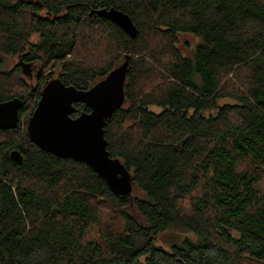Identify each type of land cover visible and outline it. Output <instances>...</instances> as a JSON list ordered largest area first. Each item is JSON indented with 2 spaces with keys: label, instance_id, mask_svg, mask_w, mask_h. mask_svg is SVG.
<instances>
[{
  "label": "trees",
  "instance_id": "trees-1",
  "mask_svg": "<svg viewBox=\"0 0 264 264\" xmlns=\"http://www.w3.org/2000/svg\"><path fill=\"white\" fill-rule=\"evenodd\" d=\"M110 8L134 36L99 13ZM179 34L199 39L191 56ZM3 56L38 65L35 86ZM127 58L103 133L131 178L115 195L26 125L55 72L87 91ZM14 98L18 127L0 129V264H264V0H0V102ZM171 228L195 240L156 246Z\"/></svg>",
  "mask_w": 264,
  "mask_h": 264
},
{
  "label": "water",
  "instance_id": "water-1",
  "mask_svg": "<svg viewBox=\"0 0 264 264\" xmlns=\"http://www.w3.org/2000/svg\"><path fill=\"white\" fill-rule=\"evenodd\" d=\"M99 13L116 24L128 36H134L135 27L123 12L110 8ZM129 58L113 69L89 90H77L64 85L58 78L49 80L43 87L37 106L29 118L26 131L30 141L40 150L59 159L84 163L105 181L115 195L131 192V178L122 163L111 158L106 150L104 126L106 120L118 110L124 99V83ZM18 66L23 76H31L32 66L20 58ZM40 71L36 74L38 79ZM81 103L89 110L71 118L73 104ZM23 102L17 98L0 102V129H16L19 110ZM11 159L20 164L21 155L10 153Z\"/></svg>",
  "mask_w": 264,
  "mask_h": 264
},
{
  "label": "rangeland",
  "instance_id": "rangeland-1",
  "mask_svg": "<svg viewBox=\"0 0 264 264\" xmlns=\"http://www.w3.org/2000/svg\"><path fill=\"white\" fill-rule=\"evenodd\" d=\"M32 42H36L37 39L35 37L32 38ZM199 44V39L190 35V34H179L178 35V45L177 48L181 52L183 56H191L196 45ZM20 56H3L1 59L3 61L1 68L5 70H11L12 68L16 67L18 65V62L20 60ZM32 78H29L28 76H23L25 82L30 86L34 87L36 83L35 76L39 71L38 65L34 64L32 67ZM58 75V72H55L53 79H56ZM224 103L228 101L222 100ZM153 111H158L157 108L153 107L151 108ZM184 239H189L191 241L195 240V237L192 233L177 229V228H171L169 230H166L165 232L159 234L154 239V244L163 250L168 251L171 246L180 244Z\"/></svg>",
  "mask_w": 264,
  "mask_h": 264
},
{
  "label": "flooded vegetation",
  "instance_id": "flooded-vegetation-1",
  "mask_svg": "<svg viewBox=\"0 0 264 264\" xmlns=\"http://www.w3.org/2000/svg\"><path fill=\"white\" fill-rule=\"evenodd\" d=\"M32 66H33V65H32ZM29 78H32V74H31V76H30ZM35 79H37L36 76H35ZM83 105H84V104H81V103L73 104L74 111H73V113L70 115L71 118H76L79 114L82 113V112H76V111L79 110V106H83ZM84 106H85V105H84ZM85 107H86V106H85Z\"/></svg>",
  "mask_w": 264,
  "mask_h": 264
}]
</instances>
